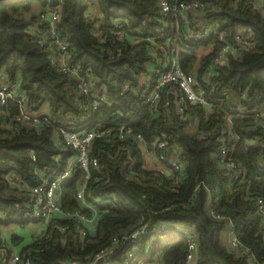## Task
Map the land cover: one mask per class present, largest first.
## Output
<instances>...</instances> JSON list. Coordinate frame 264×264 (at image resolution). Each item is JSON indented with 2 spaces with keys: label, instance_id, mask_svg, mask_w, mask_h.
Returning <instances> with one entry per match:
<instances>
[{
  "label": "trees",
  "instance_id": "obj_1",
  "mask_svg": "<svg viewBox=\"0 0 264 264\" xmlns=\"http://www.w3.org/2000/svg\"><path fill=\"white\" fill-rule=\"evenodd\" d=\"M257 1L205 0L203 9L188 12L197 24L217 26L224 41L214 34L191 37L178 19L179 40L187 47L180 53V63L190 73L202 58L196 75L212 110L187 106L189 117L198 115V133L194 135L184 130L188 121L176 112V104L166 106L165 96L153 111L138 106L140 78L155 61L152 46L147 41H122L109 31L116 28L113 20L127 18L143 37L156 33L163 42L175 36L178 30L172 25L176 20L166 25L160 19L159 0H0V74L26 94L31 113L40 114L48 105L44 123L54 119L55 128L78 132L95 125L127 124L149 140L165 133L186 155L183 171L168 178L145 167V154L133 141L96 139L92 152L99 157V168L92 171L86 199L110 202L101 208L95 233L82 240L72 232H55L50 239L29 243L22 251H30L33 264L83 263L139 223L151 227L161 223L168 232L150 234L137 245L121 241L107 257V264H124L133 248L137 253L130 264H187L188 230L197 236L196 264H264V219L246 198H264V125L252 116L254 109L264 106V13ZM93 6L97 16L91 17L88 10ZM49 9L59 14L57 30L72 50V61L92 71L97 89L106 96L97 110L86 107L74 78L52 67L50 56L55 46L36 41L50 28L40 18V13ZM102 30L105 36L100 35ZM238 31L251 32L250 46L238 57L230 54L214 64L206 81L204 74L210 70L213 56L225 44L235 47ZM124 98L127 102L122 105ZM21 109L14 100L0 107V215H5L9 224L22 223L17 217L22 208L30 209L31 198L10 187L6 174L15 173L27 185L35 186L42 174L61 172L74 154L55 146L49 129L15 122ZM204 132L208 134L199 135ZM222 146L240 163L244 174H235L221 164ZM176 177L180 182L174 190ZM80 178L81 172L76 171L61 188L65 209L80 208L76 199ZM157 180H162L163 186ZM227 221L240 245L236 252L221 244ZM176 227L182 230L181 236L174 232ZM153 237L157 240L151 243Z\"/></svg>",
  "mask_w": 264,
  "mask_h": 264
},
{
  "label": "built area",
  "instance_id": "obj_2",
  "mask_svg": "<svg viewBox=\"0 0 264 264\" xmlns=\"http://www.w3.org/2000/svg\"><path fill=\"white\" fill-rule=\"evenodd\" d=\"M264 3V0H261ZM160 19L166 22L176 20L172 25L178 34L173 37H168L163 42H159V36L153 33L149 37H143L135 29L129 25L127 18H119L112 21L116 28L110 29V33L114 34L122 41L138 44L141 41H147L151 44L153 55L155 57L148 71L140 78V89L138 91L140 108H147L153 111L160 104L161 99L165 96L166 106H170L172 102L176 104V112L181 116L182 120L194 121L198 127V115L193 117L187 114V106H203L208 111L211 110L205 91L197 79L196 72L199 69L202 58H199L195 65V69L188 73L184 70L180 63V53L184 52L187 47L179 40V23L178 19L183 20L188 28L187 32L196 39L207 37L214 34L219 35L220 40H226L223 34H219L217 26L210 24L202 26L203 22H197L190 18L188 12H198L205 6V0H159ZM40 18L49 23L50 28L47 30L46 36L38 37V43H50L55 46L54 51L50 56V63L58 72L74 78L76 89L80 96L86 98V107L89 110H97L104 105L106 96L101 93L95 84V79L90 69H83L80 64L72 61V50L69 45L60 37L57 30V21L59 14L56 10L49 9L40 13ZM102 24L99 26L101 27ZM200 27L198 30H193ZM104 31H100L103 36ZM105 36V35H104ZM251 32L244 33L238 31L235 35L236 46L231 47L229 44L222 46L212 58V63L209 65V71L204 74V79L209 80L210 73L214 69V64H219L228 56L227 53L239 56L242 50L250 46ZM205 52V51H203ZM203 54V53H202ZM14 100L21 104L22 109L20 114L15 118V122L23 123L30 128L39 130L49 129L53 132V142L61 150H72L74 154L68 159L66 167L54 176L46 174L41 175V182L35 186L27 185L15 173H8L5 176L9 186L30 196V209L22 208L21 215L18 218L22 223H7L5 215H0V264H33L30 251L22 248L41 239H50L55 232L68 233L72 232L74 237L82 240L90 234V228L96 231L97 219L102 212L101 208L105 207L110 201L108 199H96L95 202L87 201L86 190L87 185L92 177V171L99 168V157L93 154L92 147L96 139H107L108 141L122 140L133 141L141 148L145 154V158L154 157L158 162L169 168L173 173L183 171L186 163V155L181 151L177 157L173 156L174 149L179 146L176 143H171L167 134L162 133L149 140L141 132L135 130L131 125L123 124L116 127H103L95 125L93 128L84 132H78L72 128L56 127L54 119L44 123L42 118L45 113L33 114L28 108V99L17 84H13L0 74V107L5 106L8 101ZM240 109H243L240 106ZM253 117L257 118L264 125V106L253 110ZM194 118V119H193ZM230 120V117H227ZM70 124H74L71 122ZM204 132L200 136H206ZM224 140V138H223ZM127 149V148H124ZM35 160V157L33 156ZM221 164L229 171H234L235 174L242 175L245 173L240 163L231 156L227 147L222 146L219 156ZM145 167H148L147 163ZM76 171L81 172L78 189L76 191V199L80 203V208L65 209L61 203V188L71 180ZM156 171V170H155ZM160 174L162 172L157 171ZM163 175V174H162ZM175 176V175H174ZM173 176V177H174ZM172 177V178H173ZM180 182L178 177L175 178L174 187ZM159 186H163L162 180H157ZM247 200L254 203L257 212L264 216V198L247 196ZM89 211V215L87 213ZM212 215L219 218V215L211 211ZM15 225L16 230L12 229V236L7 238L4 235L6 227ZM20 229V230H19ZM30 229L28 236L22 234V230ZM5 231V230H4ZM168 232V229L163 224H157L151 227L148 223H139L134 226L133 230L125 233L123 236L115 237L112 244L108 248L100 249L91 259L83 263L76 262L73 264H96L100 259H104L101 264H107V257L113 253L121 241H128L133 245L139 244L143 238L150 234H163ZM18 240H13V238ZM188 241L187 264L191 263L195 258L197 249V236L193 231L186 234ZM235 250L240 248L239 242H234ZM248 251V250H247ZM137 249L129 250L125 257L124 264H130L135 257Z\"/></svg>",
  "mask_w": 264,
  "mask_h": 264
},
{
  "label": "crops",
  "instance_id": "obj_3",
  "mask_svg": "<svg viewBox=\"0 0 264 264\" xmlns=\"http://www.w3.org/2000/svg\"><path fill=\"white\" fill-rule=\"evenodd\" d=\"M257 2H258L260 10L264 13V3L261 0H258ZM89 14L91 15V17L97 16V10L94 9V6H93V8L91 7V11H89ZM231 98L233 99L234 96L232 95ZM41 111H42V113H45V114L49 113V111H50L49 110V106L45 105L42 108ZM187 126H188L189 129H191L190 132H188ZM184 130L187 133L194 134V135H196L198 133V127H197V124L194 121H190L189 123L185 124ZM181 151H183L182 148L180 146H176V148L174 149V152H173V156L177 157V155L181 154ZM146 163H147L148 167H151L153 170L162 172V174L164 176L168 177V178H172L174 176V173H173L172 170H170L169 168H166L164 165H162L160 162H158L154 157H149L148 156L147 159H146ZM262 218L264 219V216ZM12 229L16 230V228H14V226L6 227L4 229L5 231L2 230L4 232V235L7 238H10L12 236V232H13V231H11ZM174 229H176L174 232L176 234H178L179 236H181L183 234V232L180 229V227H176ZM30 231H31L30 229L22 230V234L27 237ZM189 231L190 230H188V232ZM94 233H95V230H93V228L91 227L90 228V234L92 235ZM220 239H221V244L224 247H226L229 250H232V251L236 252V250H235L236 248L234 246V242H235V240L237 241V238H236V236H235V234L233 232L232 225H231V223L229 221L226 222V227L223 230ZM156 240H157V238L153 237L151 243L155 242ZM189 264H196V261L193 260Z\"/></svg>",
  "mask_w": 264,
  "mask_h": 264
},
{
  "label": "water",
  "instance_id": "obj_4",
  "mask_svg": "<svg viewBox=\"0 0 264 264\" xmlns=\"http://www.w3.org/2000/svg\"><path fill=\"white\" fill-rule=\"evenodd\" d=\"M227 55H229V52L227 53ZM127 102V98H124L122 101H121V104H125ZM184 152V151H183ZM104 262V259H100L96 264H101Z\"/></svg>",
  "mask_w": 264,
  "mask_h": 264
},
{
  "label": "rangeland",
  "instance_id": "obj_5",
  "mask_svg": "<svg viewBox=\"0 0 264 264\" xmlns=\"http://www.w3.org/2000/svg\"><path fill=\"white\" fill-rule=\"evenodd\" d=\"M92 8H93V7H92ZM94 9H96V8H95V6H94ZM35 10H37V11L39 10V7H38L37 5L35 6ZM89 11H91V9H90ZM187 129H188V132H190V131H191V129H189V128H188V126H187ZM12 226H14V228H16V227H17V226H15V225H12ZM19 230H20V229H19ZM158 258H159V257H158ZM140 264H144V263H143V262H141ZM157 264H158V262H157Z\"/></svg>",
  "mask_w": 264,
  "mask_h": 264
}]
</instances>
